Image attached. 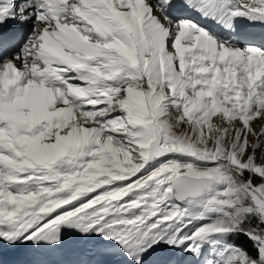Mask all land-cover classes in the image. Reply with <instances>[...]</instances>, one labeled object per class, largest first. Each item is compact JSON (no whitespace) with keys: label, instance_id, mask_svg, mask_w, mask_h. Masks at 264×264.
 I'll return each instance as SVG.
<instances>
[{"label":"snow or ice","instance_id":"6c2138e0","mask_svg":"<svg viewBox=\"0 0 264 264\" xmlns=\"http://www.w3.org/2000/svg\"><path fill=\"white\" fill-rule=\"evenodd\" d=\"M5 249L264 264V0H0Z\"/></svg>","mask_w":264,"mask_h":264}]
</instances>
